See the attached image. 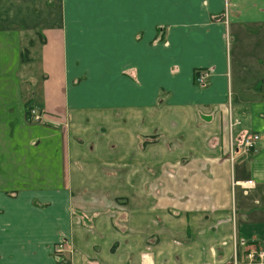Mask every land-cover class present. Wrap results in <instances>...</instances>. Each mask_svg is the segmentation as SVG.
Here are the masks:
<instances>
[{"label": "crops", "instance_id": "1", "mask_svg": "<svg viewBox=\"0 0 264 264\" xmlns=\"http://www.w3.org/2000/svg\"><path fill=\"white\" fill-rule=\"evenodd\" d=\"M261 22L264 0H0V264H264V37L231 60Z\"/></svg>", "mask_w": 264, "mask_h": 264}, {"label": "rangeland", "instance_id": "2", "mask_svg": "<svg viewBox=\"0 0 264 264\" xmlns=\"http://www.w3.org/2000/svg\"><path fill=\"white\" fill-rule=\"evenodd\" d=\"M238 28L239 29L237 30L236 38L242 39V42L239 45L240 50H239V55L237 56L235 53L234 39L231 40L232 41V48H231L232 65H234L236 63V67H239V66H237V64H239L238 62H241L242 65H247V67H249V63L253 64V58L255 57L253 40H249V39H250V37H253V36L254 37H264V22H261L258 24L242 25L241 27L238 25ZM232 37H234V36H232ZM261 44L262 43H260V45ZM241 45H242V54H240ZM263 52H264V48H261V46H260V48L256 51V53H257L256 57L262 56ZM31 119L33 120L32 115H31ZM63 245H64V243H63ZM63 252H61V253L54 252V254L56 255L57 258H59ZM60 260H61V258H60Z\"/></svg>", "mask_w": 264, "mask_h": 264}, {"label": "built area", "instance_id": "3", "mask_svg": "<svg viewBox=\"0 0 264 264\" xmlns=\"http://www.w3.org/2000/svg\"><path fill=\"white\" fill-rule=\"evenodd\" d=\"M207 77H208L207 72L200 71L197 74L198 83L205 84ZM31 115L34 121L46 122L44 115L38 111L32 110ZM259 140H260V136L256 133L245 135L243 139L241 140V142L237 145L238 147L235 149L236 154L239 152H242L244 154V153H249L251 151H254L258 145ZM234 158H235V154L232 155V160ZM253 185H254L253 180L246 181L244 184L245 193H247L248 190L251 187H253ZM63 243L64 242L62 241L57 245V247L55 248V252L61 253L64 251ZM247 258L251 262H264V251H261V250L250 251L247 255Z\"/></svg>", "mask_w": 264, "mask_h": 264}, {"label": "trees", "instance_id": "4", "mask_svg": "<svg viewBox=\"0 0 264 264\" xmlns=\"http://www.w3.org/2000/svg\"><path fill=\"white\" fill-rule=\"evenodd\" d=\"M31 111H32V109L28 108V116H29L30 119H31Z\"/></svg>", "mask_w": 264, "mask_h": 264}]
</instances>
